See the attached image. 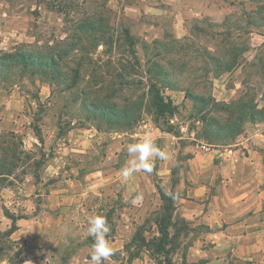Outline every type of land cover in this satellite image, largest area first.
Masks as SVG:
<instances>
[{
  "label": "rangeland",
  "instance_id": "obj_1",
  "mask_svg": "<svg viewBox=\"0 0 264 264\" xmlns=\"http://www.w3.org/2000/svg\"><path fill=\"white\" fill-rule=\"evenodd\" d=\"M124 28L139 42L157 41L158 53L171 44L160 61L174 86L160 89L171 116H156L143 49L127 46ZM233 56L230 70L213 69V57ZM51 57L61 59L49 65ZM118 108L132 124L111 117ZM208 117L240 136L264 134V0H0V264H89L96 215L110 227L104 264H186L189 226L177 221L157 234L167 197L159 212H125L118 180L90 182L126 165L127 146L155 127L181 149L216 145L203 135ZM6 215L16 219L9 236Z\"/></svg>",
  "mask_w": 264,
  "mask_h": 264
},
{
  "label": "crops",
  "instance_id": "obj_2",
  "mask_svg": "<svg viewBox=\"0 0 264 264\" xmlns=\"http://www.w3.org/2000/svg\"><path fill=\"white\" fill-rule=\"evenodd\" d=\"M220 102L232 103L230 99ZM157 137L169 159H152L151 174L138 172L123 181L120 171L124 165L116 167L111 176L96 177L90 186L118 180L125 212L131 205L138 212L154 208L152 213H156L162 197H167L169 229L177 221L189 226L186 264H264V134L250 128L247 136L181 149L176 136L155 127L151 134H140L139 142ZM187 137L195 141L193 135ZM202 143L212 149L201 151ZM178 156L184 157L183 163ZM138 193L143 194V201L133 205Z\"/></svg>",
  "mask_w": 264,
  "mask_h": 264
},
{
  "label": "trees",
  "instance_id": "obj_3",
  "mask_svg": "<svg viewBox=\"0 0 264 264\" xmlns=\"http://www.w3.org/2000/svg\"><path fill=\"white\" fill-rule=\"evenodd\" d=\"M122 35L124 37V40L127 44V46L129 48H133L134 46H136L137 44L140 45V47L143 49L144 52V58H145V65H146V74H147V78H151L148 82V89H147V96L149 97L150 102L154 105V109L156 111V116L157 117H168L171 116L173 114L172 109H171V102H165L161 96V91L164 88H168L170 90L174 89V86L171 84V82L169 81V78L171 77V73L169 72V69H167L164 65H161L160 61L162 59H165L166 57H168L169 55H171V51H170V45L169 47H166L167 45H163V49H162V53L157 51V41H153L150 45L143 43L142 41L139 42L138 39H135V37H133L130 33L129 30L127 28L123 29ZM150 50L151 53L148 52V50ZM234 50V48L232 49ZM148 52V53H147ZM155 52V53H154ZM146 54V55H145ZM15 57H17V60L22 61V62H32L33 56L29 53H16ZM161 57V58H160ZM236 56L230 57V58H223V57H218L215 58L213 57L211 60L214 61L215 60V65H213V69L214 70H218V72H224V71H228L230 70L232 67H234L236 65L235 62V58ZM61 59V57H57V60L59 61ZM156 59H158V62L155 61ZM41 60V59H40ZM57 60L55 59V57H51L49 59V65H56ZM135 64L137 65L138 62ZM75 71H77L75 69ZM219 74V73H217ZM160 85V86H158ZM162 88V90H160ZM197 100L199 103H207V99H205L204 97H197ZM209 104V103H207ZM232 104V103H231ZM230 105H223L226 108H229ZM234 105V104H232ZM103 112L105 113L104 109ZM106 114V113H105ZM111 117L112 116H119L120 117V121H127V119H129L128 124H132L130 122L131 119V114L130 112H127L125 110H121V109H117V111H111L110 112ZM252 118V117H251ZM134 120V119H133ZM207 126L208 128L203 132V135H205L207 138L210 136H214L216 137L217 141L223 140L225 138L228 137H236L237 135H239V130H234V128H230V123L231 122H223L221 120H218L214 117H208L207 119ZM136 124L138 123V120L135 121ZM233 123H239V120H236V122H232ZM127 124V125H128ZM134 124V123H133ZM135 124V125H136ZM211 128V130H210ZM170 205L166 206V208H164L162 210V212H164V215H159L157 220H156V224H157V231L159 236L161 237H165L167 236V230L169 228L170 225ZM163 214V213H162ZM7 218H9L11 220V227L7 232V236L11 235L15 229H16V219L12 216L6 215ZM1 249V248H0ZM1 251H0V257H1Z\"/></svg>",
  "mask_w": 264,
  "mask_h": 264
},
{
  "label": "clouds",
  "instance_id": "obj_4",
  "mask_svg": "<svg viewBox=\"0 0 264 264\" xmlns=\"http://www.w3.org/2000/svg\"><path fill=\"white\" fill-rule=\"evenodd\" d=\"M127 152L130 159L125 167L120 171L123 181H127L130 177L138 172L151 174L153 171L152 159L167 160L168 154L155 145V143L146 139L142 143H132L127 146ZM168 195L173 196L172 193ZM173 198H176L173 196ZM143 201V194L138 193L131 201L133 205H138ZM110 231V227L104 216L96 215L89 217L87 235L93 240L92 251L89 264H104L113 254V248L109 240L106 238ZM30 264V262H26Z\"/></svg>",
  "mask_w": 264,
  "mask_h": 264
},
{
  "label": "built area",
  "instance_id": "obj_5",
  "mask_svg": "<svg viewBox=\"0 0 264 264\" xmlns=\"http://www.w3.org/2000/svg\"><path fill=\"white\" fill-rule=\"evenodd\" d=\"M199 149H200L201 151H205V152H207V151H209L210 149H212V147H211L210 145H208V144H204V143H202V144L199 145Z\"/></svg>",
  "mask_w": 264,
  "mask_h": 264
}]
</instances>
